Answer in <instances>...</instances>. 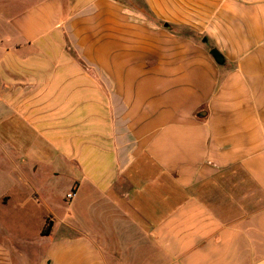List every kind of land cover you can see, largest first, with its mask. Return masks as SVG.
<instances>
[{"label":"crops","instance_id":"obj_1","mask_svg":"<svg viewBox=\"0 0 264 264\" xmlns=\"http://www.w3.org/2000/svg\"><path fill=\"white\" fill-rule=\"evenodd\" d=\"M142 1L0 0L1 149L69 180L34 264H264V0Z\"/></svg>","mask_w":264,"mask_h":264},{"label":"rangeland","instance_id":"obj_2","mask_svg":"<svg viewBox=\"0 0 264 264\" xmlns=\"http://www.w3.org/2000/svg\"><path fill=\"white\" fill-rule=\"evenodd\" d=\"M123 4L130 11H145L142 0H122ZM0 143V199L9 195L11 203L7 207L0 206V243L10 249L26 246L30 255L27 264H34L35 261L43 259L44 252L39 248L38 233L44 223V219L51 213L64 217L65 207H62L61 200L67 204L65 196L69 190V180L65 173L59 177H53L46 172L16 174L11 165V160L1 149ZM13 172V173H11ZM18 172V171H17ZM33 185L44 187L46 191V202L40 204L33 198ZM39 250V251H38Z\"/></svg>","mask_w":264,"mask_h":264},{"label":"trees","instance_id":"obj_3","mask_svg":"<svg viewBox=\"0 0 264 264\" xmlns=\"http://www.w3.org/2000/svg\"><path fill=\"white\" fill-rule=\"evenodd\" d=\"M144 9H145V11H143V12H141V11H138L137 12V11H135V13L133 14L134 20H137V21H140L141 22V17L147 18L149 20H152V15L147 11V8H146L145 5H144ZM139 16H141V17H139ZM51 229H52V223L48 220L46 222V225H45V227L43 229V232H42L43 236H48L50 234V232H51Z\"/></svg>","mask_w":264,"mask_h":264},{"label":"water","instance_id":"obj_4","mask_svg":"<svg viewBox=\"0 0 264 264\" xmlns=\"http://www.w3.org/2000/svg\"><path fill=\"white\" fill-rule=\"evenodd\" d=\"M165 27H168L167 25ZM211 56L214 58L215 62L218 65H224L225 59L224 57L216 50H211Z\"/></svg>","mask_w":264,"mask_h":264},{"label":"built area","instance_id":"obj_5","mask_svg":"<svg viewBox=\"0 0 264 264\" xmlns=\"http://www.w3.org/2000/svg\"><path fill=\"white\" fill-rule=\"evenodd\" d=\"M73 197H75V195H74L73 193L67 195V198H68V199H73Z\"/></svg>","mask_w":264,"mask_h":264}]
</instances>
